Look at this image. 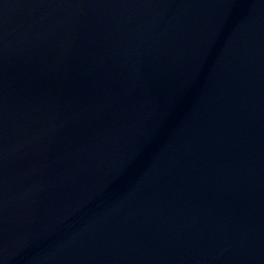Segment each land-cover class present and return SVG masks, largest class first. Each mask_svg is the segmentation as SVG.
Instances as JSON below:
<instances>
[{"label":"water","instance_id":"obj_1","mask_svg":"<svg viewBox=\"0 0 264 264\" xmlns=\"http://www.w3.org/2000/svg\"><path fill=\"white\" fill-rule=\"evenodd\" d=\"M0 264H264V0H0Z\"/></svg>","mask_w":264,"mask_h":264}]
</instances>
